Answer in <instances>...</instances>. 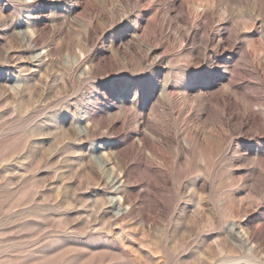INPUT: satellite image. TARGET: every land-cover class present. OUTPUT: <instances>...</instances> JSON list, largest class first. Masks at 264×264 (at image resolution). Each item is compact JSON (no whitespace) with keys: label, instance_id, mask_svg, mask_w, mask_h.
Returning <instances> with one entry per match:
<instances>
[{"label":"rangeland","instance_id":"obj_1","mask_svg":"<svg viewBox=\"0 0 264 264\" xmlns=\"http://www.w3.org/2000/svg\"><path fill=\"white\" fill-rule=\"evenodd\" d=\"M0 264H264V0H0Z\"/></svg>","mask_w":264,"mask_h":264}]
</instances>
